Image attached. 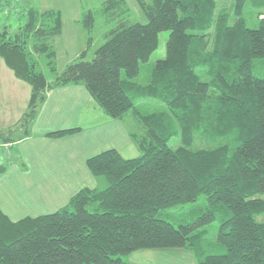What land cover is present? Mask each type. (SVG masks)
I'll list each match as a JSON object with an SVG mask.
<instances>
[{
    "label": "trees",
    "instance_id": "16d2710c",
    "mask_svg": "<svg viewBox=\"0 0 264 264\" xmlns=\"http://www.w3.org/2000/svg\"><path fill=\"white\" fill-rule=\"evenodd\" d=\"M18 1L0 5L10 10ZM135 1L145 23L131 19L126 0H101L112 26L90 59L94 16L84 11L86 46L61 71L51 43L62 33L60 9L29 6L20 10L18 30L2 25L0 58L30 95L19 119L0 131V143L12 142L18 129L28 133L47 92L68 84H82L113 119L132 112L146 133L130 134L136 157L108 148L86 159L104 186L83 187L61 208L37 216L12 220L0 209V264H130L124 256L162 248L188 250L197 264H264V221L257 218L264 213V0L228 7L221 0ZM248 5L256 28L247 26ZM163 31L165 56L148 83L135 82ZM39 58L50 78L38 69ZM140 99L158 100L166 110L141 114ZM200 196L205 204L191 221L175 226L163 217L166 208ZM215 220L212 241L204 227Z\"/></svg>",
    "mask_w": 264,
    "mask_h": 264
},
{
    "label": "crops",
    "instance_id": "0c3cea01",
    "mask_svg": "<svg viewBox=\"0 0 264 264\" xmlns=\"http://www.w3.org/2000/svg\"><path fill=\"white\" fill-rule=\"evenodd\" d=\"M62 20L64 32V15ZM29 95L30 86L0 58V131L19 119ZM122 121L107 116L82 84L50 89L28 133L18 129L12 142L0 143L5 159L0 164V209L12 220L46 214L67 204L79 189L98 187V177L91 174L86 159L118 139L131 143ZM69 128L79 130L60 137L45 135Z\"/></svg>",
    "mask_w": 264,
    "mask_h": 264
},
{
    "label": "rangeland",
    "instance_id": "374dc122",
    "mask_svg": "<svg viewBox=\"0 0 264 264\" xmlns=\"http://www.w3.org/2000/svg\"><path fill=\"white\" fill-rule=\"evenodd\" d=\"M233 0H221V4L228 7L232 4ZM220 5V0H218ZM126 3L130 10V17L133 21L145 23L146 17L143 11L139 8L135 0H126ZM29 6H34L40 10L46 9H60L62 15L65 18V30L61 36L53 37L51 43L56 51V67L58 71H61L65 66L76 59V52L78 49H83L86 46V34L79 23H73L75 18H81L82 13L88 10H92L94 16V26L90 33L92 37V44L89 46L86 57L90 59L93 51L103 41L102 35L110 29L112 26L102 14L101 0H19L17 3H13L9 9H3L0 5V29L3 24L9 25L12 32L18 30V27L24 22V18L20 16L21 11ZM244 16L246 19L247 26L256 28L258 27V18L256 16L255 9L249 7L245 8ZM168 38V31L159 33L158 46L151 53L147 61L140 62L139 73L133 78V80L140 84H146L149 82L151 77L152 68L154 63L165 56L166 41ZM82 47V48H81ZM44 71L45 75L50 78V74L44 65L43 58H39V68ZM254 73L258 76H262L263 72L261 69L254 67ZM136 109L141 114H149L155 111L166 110L162 102L154 99H140L135 103ZM123 126L128 129L130 133L137 135H144L146 128L140 122L132 112L127 113L123 116ZM131 140V139H130ZM126 143L124 140H117L115 143L110 144L112 148H116L124 158L136 157L140 154V151L135 145V142ZM178 142L177 138H173L170 141V145L174 147ZM1 152V150H0ZM5 163V159L0 154V164ZM101 177H98V187L104 186L105 181H101ZM264 198V193L260 195ZM205 204L204 197L200 196L196 202L184 204L182 206H171L166 208L162 215L165 219L172 222L175 226L179 223H186L192 220V216L196 214ZM260 221H264V213L257 217ZM218 220H215L204 228L207 231V237L212 241L215 240ZM124 259L130 264H197L194 254L188 250L181 248H162V249H144L135 251Z\"/></svg>",
    "mask_w": 264,
    "mask_h": 264
}]
</instances>
